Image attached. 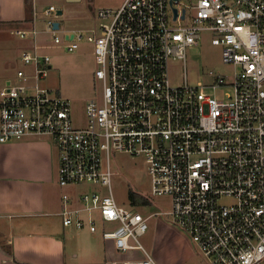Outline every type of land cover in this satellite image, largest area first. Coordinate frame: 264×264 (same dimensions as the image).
Returning a JSON list of instances; mask_svg holds the SVG:
<instances>
[{
  "label": "built area",
  "instance_id": "1",
  "mask_svg": "<svg viewBox=\"0 0 264 264\" xmlns=\"http://www.w3.org/2000/svg\"><path fill=\"white\" fill-rule=\"evenodd\" d=\"M177 11V14L176 12ZM59 9L45 8L20 38L18 67L0 89V142L49 136L59 151L62 186L94 185L78 206L63 194L65 227L99 231L119 258L109 264H158L141 243L149 219L121 206L113 191L112 153L145 159L152 195L169 199L161 211L182 228L210 264H264V0H124L99 9L106 21L87 34L55 28ZM202 31L235 71L230 80L174 85L171 59L184 58ZM50 34L52 44L39 37ZM94 46V76L102 96L85 104V121L72 102L44 84L46 49ZM231 87L223 97L218 90ZM102 189V190H101Z\"/></svg>",
  "mask_w": 264,
  "mask_h": 264
},
{
  "label": "rangeland",
  "instance_id": "2",
  "mask_svg": "<svg viewBox=\"0 0 264 264\" xmlns=\"http://www.w3.org/2000/svg\"><path fill=\"white\" fill-rule=\"evenodd\" d=\"M124 0H45V6L53 3L64 14L58 16L57 21L61 23V36L67 30H82L87 34L92 29H99L105 19L99 17V9L103 7H115ZM0 33V89L18 67L23 65L20 53L22 48L30 47L33 38H20L14 30L16 26H4ZM39 29L45 28V22L38 23ZM43 42L51 43L50 34L43 36ZM213 33L202 31L201 39L197 44L189 46L184 58L171 59L169 75L174 85H190L198 82H213V72L216 75L230 80L235 67L226 63L222 56V47L212 43ZM45 53L50 55L51 70L44 80V84L55 89L61 96L72 102V113L77 124L82 125L85 121V104L92 98L102 96V83L94 76L96 59L94 46L86 39L80 41L79 48L69 51L65 48L56 47L46 49ZM231 87L218 90L219 96L223 97ZM112 163L115 175L112 179L114 195L121 206L133 208L145 216L150 217L149 229L146 235L140 238L141 243L152 254L158 264H210L200 252L189 235L179 226L171 221L168 214H160L161 211L170 209L169 199L152 195L151 181L148 174L145 159L121 152H113ZM62 186V185H61ZM94 185H68L62 186V191L70 196H80L81 193L92 191ZM102 190V189H101ZM62 192V193H63ZM131 194H135L138 202H132ZM146 199L147 203H143ZM98 218L99 231L91 233L88 229L79 231L78 234L70 233L68 237L75 240L77 250L82 254L89 252V246L94 248L104 244L102 230L113 229L115 223L105 226L100 220V214L94 213ZM55 226L63 228L61 219L55 218ZM69 232V230L67 229ZM112 244V243H111ZM118 254V253H117ZM119 256V255H118ZM81 264L86 261L81 259Z\"/></svg>",
  "mask_w": 264,
  "mask_h": 264
},
{
  "label": "crops",
  "instance_id": "3",
  "mask_svg": "<svg viewBox=\"0 0 264 264\" xmlns=\"http://www.w3.org/2000/svg\"><path fill=\"white\" fill-rule=\"evenodd\" d=\"M32 2L28 10L26 0H0V33L4 26L18 27L15 33L29 29L34 18L44 23L45 0ZM58 167V147L49 136L0 142V264H81V259L83 264H109L119 258L105 240L96 248L88 245L89 252L81 255L68 235L83 229L55 226V218L62 222L66 193L58 181ZM72 198L73 206L81 204L80 196Z\"/></svg>",
  "mask_w": 264,
  "mask_h": 264
},
{
  "label": "trees",
  "instance_id": "4",
  "mask_svg": "<svg viewBox=\"0 0 264 264\" xmlns=\"http://www.w3.org/2000/svg\"><path fill=\"white\" fill-rule=\"evenodd\" d=\"M26 4H27L28 10L29 9L31 10L32 5H33L32 0H26ZM131 198H132V202H134V203L138 202V198L136 197L135 194H131ZM147 202H149V201H147L146 199L143 200V203H147Z\"/></svg>",
  "mask_w": 264,
  "mask_h": 264
},
{
  "label": "water",
  "instance_id": "5",
  "mask_svg": "<svg viewBox=\"0 0 264 264\" xmlns=\"http://www.w3.org/2000/svg\"><path fill=\"white\" fill-rule=\"evenodd\" d=\"M62 10H59V12H58V14L60 15V14H62ZM176 12V14H177V11H175ZM54 26H55V28H59V21H56L55 23H54Z\"/></svg>",
  "mask_w": 264,
  "mask_h": 264
}]
</instances>
